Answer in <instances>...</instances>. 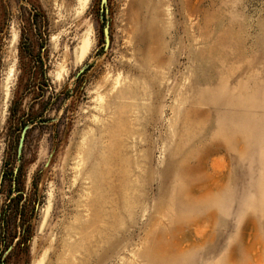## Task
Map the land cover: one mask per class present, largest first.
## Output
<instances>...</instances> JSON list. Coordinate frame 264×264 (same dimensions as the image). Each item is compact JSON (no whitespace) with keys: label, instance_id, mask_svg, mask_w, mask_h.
Segmentation results:
<instances>
[{"label":"rangeland","instance_id":"1","mask_svg":"<svg viewBox=\"0 0 264 264\" xmlns=\"http://www.w3.org/2000/svg\"><path fill=\"white\" fill-rule=\"evenodd\" d=\"M0 264H264V0H0Z\"/></svg>","mask_w":264,"mask_h":264},{"label":"water","instance_id":"2","mask_svg":"<svg viewBox=\"0 0 264 264\" xmlns=\"http://www.w3.org/2000/svg\"><path fill=\"white\" fill-rule=\"evenodd\" d=\"M105 0H102V2H104ZM103 36H104V47H107V45H108V40H109V38H108V28H107V26H104L103 27Z\"/></svg>","mask_w":264,"mask_h":264}]
</instances>
